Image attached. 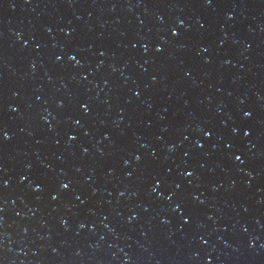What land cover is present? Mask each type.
<instances>
[{"label":"water","instance_id":"water-1","mask_svg":"<svg viewBox=\"0 0 264 264\" xmlns=\"http://www.w3.org/2000/svg\"><path fill=\"white\" fill-rule=\"evenodd\" d=\"M0 264H264V0H0Z\"/></svg>","mask_w":264,"mask_h":264}]
</instances>
